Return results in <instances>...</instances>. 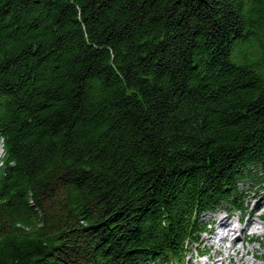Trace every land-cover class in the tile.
<instances>
[{
  "label": "trees",
  "instance_id": "1",
  "mask_svg": "<svg viewBox=\"0 0 264 264\" xmlns=\"http://www.w3.org/2000/svg\"><path fill=\"white\" fill-rule=\"evenodd\" d=\"M0 141V264H184L264 192V0H0Z\"/></svg>",
  "mask_w": 264,
  "mask_h": 264
},
{
  "label": "rangeland",
  "instance_id": "2",
  "mask_svg": "<svg viewBox=\"0 0 264 264\" xmlns=\"http://www.w3.org/2000/svg\"><path fill=\"white\" fill-rule=\"evenodd\" d=\"M1 149L2 148H1V141H0V157H2L3 155V152ZM241 187L244 188L243 190L245 191V194L247 195L246 202L248 203L247 209L244 213V219L242 220L243 227H246V223L248 219H250L249 217H250L251 211L256 208L251 218H252V221L256 220L255 223H258L257 224L258 228L256 229V232L254 234L248 233L246 236L244 235L243 237H240V238H244L243 240H239L240 238L236 239V246L240 247L242 244L243 248H240V254L242 253V251L250 250L249 253L246 255V258L248 259L250 264L252 262L253 264H264V216H262V213L264 214V206L263 207H260V205H258V207L256 206L257 201H259V199L261 198L263 199L262 202L264 203V192L260 189L249 188L252 186H247V187L241 186ZM225 212H229V209L221 208L214 214H206L203 217V221L207 223L213 222L214 225H212L211 227V231H213L215 230V227L218 226L219 217L225 216L224 215L226 214ZM239 215L240 214L238 212H234V217H237ZM251 238L253 240H256V242L251 243L249 241ZM210 239H211V236L202 234L200 237L199 243L195 245L192 251L186 256V259L184 260L185 262L184 264H206V263L208 264L212 261L211 258H213V260L214 259L216 260L217 258H225L224 264H229L230 261L228 259V252L225 251L224 248L217 249L216 247H213V243L215 245L216 240L215 239L210 240ZM217 251H220L221 255H219V253L217 255L216 254ZM200 252L208 253V256L206 255L202 256ZM252 252H254L253 254H255V257H256L255 259L252 258ZM231 257L233 261L230 264H241V262L237 261L236 256L232 254Z\"/></svg>",
  "mask_w": 264,
  "mask_h": 264
},
{
  "label": "bare ground",
  "instance_id": "3",
  "mask_svg": "<svg viewBox=\"0 0 264 264\" xmlns=\"http://www.w3.org/2000/svg\"><path fill=\"white\" fill-rule=\"evenodd\" d=\"M263 199H259V201H257V207L258 205H260V207L264 206V203L262 202ZM248 206V204H247ZM247 209V208H246ZM256 209V208H255ZM255 209L251 211L250 213V219H248L247 223H246V227H243L242 224L236 223L234 224L233 220H230V217H225V216H220L219 217V222H218V226H221L222 228H224L221 232L222 234H220L221 232H218L217 230H213V236H211V239H213V237H215L218 242H222L225 240V238H227L229 235L234 234V232L236 233L237 231H239V234L237 236V239H239L240 237H243L244 235L246 236V234L250 233V234H254L256 232L257 224L255 223L256 220L252 221V216L255 212ZM262 216H264V214L262 213ZM259 218V216H258ZM244 238H240L239 240H243ZM214 240V239H213ZM214 244V243H213ZM240 248H243L242 244L240 247L236 246V243L230 244L229 246H225L224 249L225 251L228 252V259H229V264L232 263L233 259L231 257V255L233 254L234 256L237 257V261L241 262V264H250L248 259L246 258V255L249 253L250 250L247 251H242V253L240 254ZM218 249V248H217ZM221 255L220 251H217V255ZM254 252H252V258H256L255 254H253ZM211 258V257H210ZM224 259L225 258H217L216 260L213 258H211V262L208 264H224ZM207 264V263H206ZM253 264V262L251 263Z\"/></svg>",
  "mask_w": 264,
  "mask_h": 264
}]
</instances>
